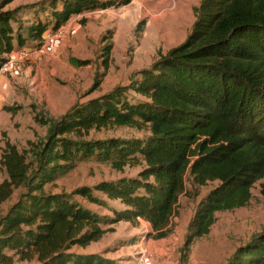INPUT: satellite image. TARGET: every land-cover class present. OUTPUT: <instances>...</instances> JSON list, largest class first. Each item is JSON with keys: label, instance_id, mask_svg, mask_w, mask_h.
I'll use <instances>...</instances> for the list:
<instances>
[{"label": "trees", "instance_id": "obj_1", "mask_svg": "<svg viewBox=\"0 0 264 264\" xmlns=\"http://www.w3.org/2000/svg\"><path fill=\"white\" fill-rule=\"evenodd\" d=\"M13 1L0 0V69L27 39L39 45L50 26L38 21L23 38L12 25L16 11H5ZM52 4L55 31L72 16L99 7L95 0H63L61 9ZM195 14L186 40L141 72V81L129 88L145 102L132 103L128 89L117 88L76 103L60 119L35 117L49 126L45 140L29 141L22 150L5 142L0 157V180L6 175L0 182V264H14L16 257L71 264L72 248L99 242L113 231L106 226L122 221L143 220L152 228L150 236L166 238L187 176L199 187L218 183L194 216L192 238L208 235L217 213L249 204L255 184L264 179V0H202ZM144 127L149 136L142 141L81 143L69 138L82 139L93 130ZM93 156L112 159L118 170L139 158L145 163L139 175L143 181L122 179L95 187L124 206L110 209L113 218L73 199L108 206L88 187L71 195L44 191L68 166ZM30 186L39 195L2 217L3 204L17 189ZM227 264H264V230L238 248Z\"/></svg>", "mask_w": 264, "mask_h": 264}, {"label": "rangeland", "instance_id": "obj_2", "mask_svg": "<svg viewBox=\"0 0 264 264\" xmlns=\"http://www.w3.org/2000/svg\"><path fill=\"white\" fill-rule=\"evenodd\" d=\"M95 1L99 5L96 10L74 15L62 27L66 33L59 36L53 55L18 63L6 73L15 82L18 96L15 105L22 102L30 106L24 108L22 104L14 109L13 123L8 118L0 134V157L7 140L22 150L28 147L29 141L46 139L49 126L40 125L35 117L60 119L76 103L101 98L117 88L128 89L125 94L130 102H145V97L129 88L141 81V72L150 69L161 56L186 40L196 21L195 9L202 0ZM52 3L56 9H61L63 0H14L5 11H16L12 25L25 37H29L30 27L38 21L49 23L48 31L58 34L59 30L55 31L52 27ZM26 42L24 46H32L30 39ZM39 64L43 66L37 71ZM25 66L34 68L33 73L25 74ZM148 136L149 131L144 127L141 130H93L82 139L69 138L81 143H97L110 140L142 141ZM144 168L145 163L140 158L123 170H118L113 166L112 159L93 156L68 166L52 182L45 184L44 191L51 195H71L77 189L88 187L108 206L90 204L79 196L73 199L102 217L113 218L110 209L122 210L124 206L119 201L109 200L95 187L102 182L122 179L143 181L139 175ZM4 178L6 175L0 182ZM263 185L264 179L255 184L252 199L246 207L217 213L210 233L202 238H192L190 226L194 216L207 194L218 183L199 187L187 176L186 191L179 198L175 215L170 221L171 232L166 238L150 236L152 228L143 220L122 221L106 226L113 231L99 242L85 248H72L70 253L74 254L75 260L71 264H227L238 248L248 244L254 235L264 230ZM36 195L39 192L34 186L17 189L11 199L3 204L2 217L14 205H24ZM142 257L145 261L140 263ZM25 262L35 264L33 260Z\"/></svg>", "mask_w": 264, "mask_h": 264}, {"label": "built area", "instance_id": "obj_3", "mask_svg": "<svg viewBox=\"0 0 264 264\" xmlns=\"http://www.w3.org/2000/svg\"><path fill=\"white\" fill-rule=\"evenodd\" d=\"M65 33L66 29L64 28L59 29L58 34H55L52 31H47L39 45L18 48L1 67L0 76L12 71L18 63L31 62L38 57L53 55L57 47L59 36H63ZM144 261L145 260L142 257L140 263H143Z\"/></svg>", "mask_w": 264, "mask_h": 264}, {"label": "crops", "instance_id": "obj_4", "mask_svg": "<svg viewBox=\"0 0 264 264\" xmlns=\"http://www.w3.org/2000/svg\"><path fill=\"white\" fill-rule=\"evenodd\" d=\"M18 32L20 35H22L23 38H26L22 34L21 31H18ZM26 44H28V41L26 42ZM34 44L35 43H33V42L31 43V45H34ZM15 45H16V42H15ZM41 66H43V65H41V64L37 65L36 70L38 71L39 69H41L42 68ZM23 70H24L25 74H32L34 71V68H32L31 66H25V67H23ZM13 81L6 74L0 76V134L3 132V129L6 127L8 118L11 121L14 119V117H13L14 116V113H13L14 109L19 108V106L21 107L22 104H23L24 108L30 106V104H26V103H22V102H19L17 105H15L16 102H18V96L15 93V86H14L15 82H13ZM9 114L10 115L13 114L12 118L10 117ZM12 123H13V121H12ZM75 248H78V247H75ZM10 253L11 252H8V254H10ZM33 261L35 262V264L38 263L36 258ZM14 264H28V262H25V261L23 262V261L19 260L18 257H16Z\"/></svg>", "mask_w": 264, "mask_h": 264}]
</instances>
